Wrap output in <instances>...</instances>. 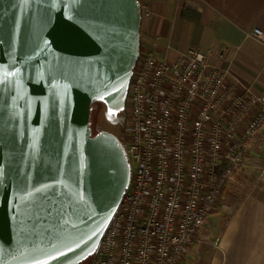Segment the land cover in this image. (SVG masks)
Returning <instances> with one entry per match:
<instances>
[{"label": "water", "instance_id": "1", "mask_svg": "<svg viewBox=\"0 0 264 264\" xmlns=\"http://www.w3.org/2000/svg\"><path fill=\"white\" fill-rule=\"evenodd\" d=\"M139 0H0V264H79L131 180L96 102L125 106Z\"/></svg>", "mask_w": 264, "mask_h": 264}, {"label": "built area", "instance_id": "2", "mask_svg": "<svg viewBox=\"0 0 264 264\" xmlns=\"http://www.w3.org/2000/svg\"><path fill=\"white\" fill-rule=\"evenodd\" d=\"M146 14H150L147 12ZM253 35L264 42V30ZM195 47L141 49L125 102L130 184L90 264H180L231 190L264 127V91L236 89Z\"/></svg>", "mask_w": 264, "mask_h": 264}, {"label": "crops", "instance_id": "3", "mask_svg": "<svg viewBox=\"0 0 264 264\" xmlns=\"http://www.w3.org/2000/svg\"><path fill=\"white\" fill-rule=\"evenodd\" d=\"M141 49L176 60L195 47L225 68L240 92L264 91V0H139ZM150 12V14H146ZM231 190L230 205L208 219L180 264H264V127Z\"/></svg>", "mask_w": 264, "mask_h": 264}, {"label": "flooded vegetation", "instance_id": "4", "mask_svg": "<svg viewBox=\"0 0 264 264\" xmlns=\"http://www.w3.org/2000/svg\"><path fill=\"white\" fill-rule=\"evenodd\" d=\"M101 106L99 107H93L92 111V127L97 132L106 130L110 131L120 138V140L123 142V136H124V125H125V117H126V110L125 107L119 110H113L109 108L105 103L100 102ZM95 106V105H94ZM120 110H123V113L120 112ZM122 116L119 118V115ZM105 119L110 125V129L106 128L102 120Z\"/></svg>", "mask_w": 264, "mask_h": 264}, {"label": "rangeland", "instance_id": "5", "mask_svg": "<svg viewBox=\"0 0 264 264\" xmlns=\"http://www.w3.org/2000/svg\"><path fill=\"white\" fill-rule=\"evenodd\" d=\"M103 103V102H102ZM100 107L101 106V104H100V102H98L94 107H95V109H96V107ZM120 112L121 113H123V110H120ZM120 113V114H121ZM122 116V114L121 115H119V118ZM102 123H103V125L106 127V128H108V129H110V127H111V125L105 120V119H103L102 120ZM111 130V129H110ZM89 261H90V258H89ZM88 264H90V263H88Z\"/></svg>", "mask_w": 264, "mask_h": 264}, {"label": "trees", "instance_id": "6", "mask_svg": "<svg viewBox=\"0 0 264 264\" xmlns=\"http://www.w3.org/2000/svg\"><path fill=\"white\" fill-rule=\"evenodd\" d=\"M97 103L98 102H96L94 105H96ZM94 105H93V107H94ZM91 120H92V118H91ZM93 130H94V133H97V131L95 129H93ZM89 258L91 259V256H89L85 260L81 261L79 264H88V263H90Z\"/></svg>", "mask_w": 264, "mask_h": 264}]
</instances>
